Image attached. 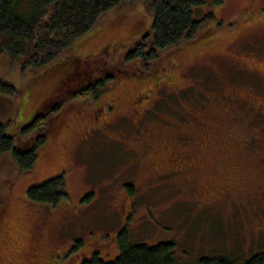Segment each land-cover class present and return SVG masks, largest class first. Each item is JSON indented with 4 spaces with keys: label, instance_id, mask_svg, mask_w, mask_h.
I'll return each instance as SVG.
<instances>
[{
    "label": "rangeland",
    "instance_id": "obj_1",
    "mask_svg": "<svg viewBox=\"0 0 264 264\" xmlns=\"http://www.w3.org/2000/svg\"><path fill=\"white\" fill-rule=\"evenodd\" d=\"M206 12L214 19L201 25L196 39L159 51L148 71H141L143 75L140 67L128 66L126 76L108 83L102 91L98 89L92 99L72 95L90 81V67L75 72L77 68L64 65L63 58L73 53L79 58L93 55L99 57L95 61H105L115 55L118 44L127 49L149 27L151 15L139 0L126 1L103 14L88 36L42 69L21 72L19 64L7 56L0 57V80L15 89L13 96L0 95V123L5 133L16 145H26L38 132L50 130L45 133V143L37 147L30 172L9 170L8 179L6 167L0 171V195L6 201L0 221V264H76L93 253L108 263L119 253L116 236L123 228L132 244L151 247L172 243L178 264H197L200 257L221 254L247 259L264 249V174L255 198H239V205L225 200L218 209L206 211L190 201L183 180L158 177L151 169V161L165 159L157 154L170 134L167 127L186 129L188 110L204 116L208 111L220 113L221 92L231 89L229 78L234 73L225 59L237 60L239 78L248 82L256 78L259 94L264 93V41L260 40L264 35V0H223L220 5L196 8L194 16L200 18ZM242 21L250 23L243 28ZM134 74L142 77H131ZM240 88H246L245 83ZM116 90L123 102L111 109ZM58 91L61 94L55 98ZM138 94L140 99L151 94L144 102L150 103L147 106L154 112L149 111L142 120L129 114L135 109ZM52 98L45 112L53 115L46 119L45 127L23 137L41 104ZM98 106L113 115L112 124L99 131H85L83 118L92 120ZM240 117V128L248 134V142H255L262 160L263 122L244 111ZM134 125L141 129L145 148L135 140L139 135L133 134ZM8 161V155L0 157L1 169L11 166ZM253 161L247 179L262 173L261 163ZM59 175L63 176L67 196L56 207L44 209L26 201L28 188ZM256 183L250 179L248 193L254 191ZM45 221L50 224L48 243H36L40 246L33 252L32 227ZM77 241L81 246L71 252Z\"/></svg>",
    "mask_w": 264,
    "mask_h": 264
},
{
    "label": "trees",
    "instance_id": "obj_2",
    "mask_svg": "<svg viewBox=\"0 0 264 264\" xmlns=\"http://www.w3.org/2000/svg\"><path fill=\"white\" fill-rule=\"evenodd\" d=\"M126 1L133 0H0V57L7 56L11 61L19 64L21 72L49 66L60 57V54L88 36L103 14L116 9ZM139 1L151 15L149 27L138 39L136 38V41L131 42L127 49H123L121 44H118L119 49L114 51L115 55L105 61H95L99 57L93 55L79 58L72 55L73 53L63 58L64 65H73L77 68L75 72L84 71L83 67H90V70H87L91 74L90 76L88 74L90 81L72 95L76 94L78 98H95L98 89L102 91L108 83H114L115 79L126 76L129 73L127 67L132 64L140 67L138 71L143 75L144 72L141 71L149 69L150 64L158 58L159 51L192 42L199 36L201 25L214 19L210 12L196 18L194 16L196 8L220 5L223 2V0ZM240 23V27L245 28L250 22ZM215 25L218 27L220 23L216 22ZM108 51L109 49L104 53L107 54ZM131 77L142 76L134 74ZM162 82L163 78L161 85ZM14 93L15 89L12 85L0 80V95L8 97L13 96ZM60 94L61 91L56 92L55 98ZM55 98L49 99L40 114L33 118L31 125L24 129L23 137L31 131L37 132L45 127L46 119H50L53 115L48 114L49 110L46 112L45 110L49 102ZM147 105H145V108L147 107L145 115L149 111L154 113L151 106ZM134 130L133 134L137 135L135 133L138 128L135 125ZM49 131L48 128L38 132L26 145L20 144L22 138H19V144L16 145L13 138L5 133L4 125L0 123V157L8 155V163L11 164V166H3L2 169L0 167V171H4L6 167L8 179H10L9 170L19 173L30 172L36 162L37 147L45 143V133ZM4 182H6L5 178ZM66 196L62 175L32 186L25 192L26 201L44 209L56 207ZM5 202L0 195V221L4 216ZM116 242L119 253L114 261L105 263L97 257V253H93L90 258H83L76 264H178L172 243H160L151 247L132 244L128 240L126 228L117 234ZM80 246L81 241H77L70 251H76ZM248 257L238 260L230 255L221 254L200 257L197 264H264V249Z\"/></svg>",
    "mask_w": 264,
    "mask_h": 264
},
{
    "label": "flooded vegetation",
    "instance_id": "obj_3",
    "mask_svg": "<svg viewBox=\"0 0 264 264\" xmlns=\"http://www.w3.org/2000/svg\"><path fill=\"white\" fill-rule=\"evenodd\" d=\"M262 39L264 41V35L260 40ZM225 60L229 62L234 73L229 78L232 84L231 89L226 93V90L221 92L220 97L223 104L218 105V112L220 113L214 115V112L208 111L207 116H204V114H194L188 110L186 113L189 118L186 129L179 125L166 128L170 134H167L162 143L164 148L162 147L157 154L164 156L165 159L157 156L156 160L159 157L160 162H150L151 169L157 171L158 177L174 178L177 181L183 180L188 185L190 201L193 204H198L196 206H200V209L206 211L218 209L219 205L226 203L225 200H230L228 202L232 205H239L236 203L239 198H255L259 193L261 178L264 174V158L262 160L258 158L257 148L254 146L255 142L254 144L248 142V134L243 133V129L240 128V123H243L240 121V114L243 111L248 117L255 118V120L263 122L264 125V93L259 94L260 89L256 78L250 82L245 79L242 81L239 78L240 69L235 63L237 60L230 58ZM167 79L169 78L167 77ZM244 83L246 88H240V85L244 86ZM250 87L252 90L249 89ZM147 92L152 93V90H147ZM139 95L135 96L133 106L135 109H132L129 114L139 115L142 120L147 108H145L147 102H144V99L146 100L151 94H146L141 99ZM114 96L117 99L114 98L112 101L114 104L111 109L118 108L123 102L122 99L120 100V94L117 91ZM204 99L208 100V96H205ZM97 109L92 120L87 117L83 118L81 127L85 131L91 129H98L99 131L112 124L113 115H108L104 111V106H98ZM140 130L138 128L136 133L139 135L138 138H135L137 141L141 139ZM52 143L55 145L54 147L59 146L57 142ZM140 143L143 144L141 146L144 148L145 145L147 146L146 142L144 145L140 140ZM252 161L261 163L262 173L253 174L247 179L248 173L253 171ZM251 178L256 179L258 183H256L254 191L251 190L248 193V182ZM262 187L264 189L263 185ZM32 228V251L34 252L40 246L36 243H48L50 224L45 221L40 226Z\"/></svg>",
    "mask_w": 264,
    "mask_h": 264
}]
</instances>
